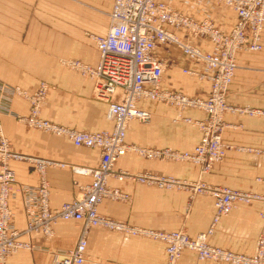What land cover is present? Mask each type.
I'll return each mask as SVG.
<instances>
[{
	"label": "crops",
	"instance_id": "obj_1",
	"mask_svg": "<svg viewBox=\"0 0 264 264\" xmlns=\"http://www.w3.org/2000/svg\"><path fill=\"white\" fill-rule=\"evenodd\" d=\"M114 0H0V92L7 104L1 121L12 151L52 161L46 170L50 186V205L58 208L72 201L91 183V176L73 172L71 166H97L101 152L97 148L77 147L70 139L45 133L20 122L16 114L27 115L29 102L13 94L16 86L30 92L42 81L50 85L42 115L58 124L88 131L111 130L107 118L108 101L96 97L94 81L65 64L80 60L96 65L99 50L92 34L103 35L111 25ZM173 6L198 21L210 19L221 31L230 32L237 23L236 12L212 0H173ZM183 41L208 52V38L194 37L186 30H173ZM260 51H239L238 67L227 94L228 103L237 108L264 110V27ZM156 54L167 66L161 87L183 91L191 96H208L211 83L197 74L203 64L190 59L174 44H159ZM190 70L197 74L187 73ZM119 91L114 99L121 98ZM11 97V98H10ZM138 105L149 111L148 121L128 124L127 142L151 148L191 151L200 142L202 131L193 123L205 120L203 110L188 108L182 112L174 105L142 99ZM187 118L191 119L188 121ZM223 140L228 149L222 161L207 171L194 162L148 159L129 152L116 168L129 172L173 176L189 182L207 184L264 195V115L227 112ZM61 164H65L62 166ZM19 185L36 187L40 176L35 164L13 160ZM109 184L129 194L126 201L105 199L100 213L132 226L164 232L184 231L194 238L213 225L214 199L209 194L191 195L184 189H160L130 179L110 178ZM15 188V191H16ZM13 223L20 239L31 242V249H20L10 256L9 264H60L64 254L76 246L80 223L58 220L54 234L24 232L27 224L23 198L16 192L11 202ZM259 200L238 203L214 226L210 244L236 253L253 254L264 221ZM165 242L139 235L94 227L88 237L84 264H166ZM177 264H226L200 260L195 251L184 250Z\"/></svg>",
	"mask_w": 264,
	"mask_h": 264
},
{
	"label": "built area",
	"instance_id": "obj_2",
	"mask_svg": "<svg viewBox=\"0 0 264 264\" xmlns=\"http://www.w3.org/2000/svg\"><path fill=\"white\" fill-rule=\"evenodd\" d=\"M201 1V0H196ZM231 7L237 14V23L230 32L221 31L210 19L203 21L177 10L173 0H114L110 13L111 25L103 35L91 37L99 50L96 65L80 60H68L65 64L94 81L96 97L108 101L107 118L114 122L111 130L88 131L71 128L46 119L42 115L50 85L42 81L32 92L16 86L12 93L29 102L27 115L16 114L20 122L30 127L66 137L77 147L97 148L101 152L97 166H71L73 172L91 176V183L82 187L81 193L72 201L58 208L50 205V186L46 177L50 160L27 156L12 151L4 134L1 117L6 97L11 93L0 92V264H9V258L20 249H31V242L20 239L21 232L13 220L15 210L11 204L16 192L23 198L26 215L25 233L42 232L46 237L54 234L58 220H74L80 223V235L76 246L64 254L60 264H84L88 237L92 228L119 231L132 235L158 239L166 244V264H177L184 250L197 253L200 260H214L226 264H264V224L257 238L253 254L236 253L214 246L208 238L222 216L229 214L238 203L259 200L264 195L214 186L203 181L189 182L173 176L152 171L129 172L116 168L118 160L132 152L148 159L175 162H194L209 171L223 160L228 145L223 140L227 112L262 114L264 110L237 108L228 103L227 94L235 76L239 51H260L264 27V0H212ZM186 30L194 37L208 38L212 50L205 52L192 43L183 41L173 30ZM159 44H174L190 59L204 66L203 73L185 69L208 79L211 90L208 96H191L183 91H169L161 87L166 62L157 54ZM121 91V98L115 95ZM7 94V96H6ZM11 98V97H10ZM142 99L157 100L176 106L180 112L188 108L203 110L205 120L193 121L202 131V138L193 150L180 151L172 148H151L127 142L128 124L133 120L148 121L149 111L138 105ZM188 121L191 119L187 118ZM13 160H26L35 164L40 176L36 187L18 185ZM65 166V164H61ZM110 178L123 181L130 179L160 189H184L191 195L209 194L214 199L215 214L212 227L192 238L184 231L164 232L132 226L100 213L105 199L129 200V194L109 184ZM16 188V191H15ZM264 221V211L260 213Z\"/></svg>",
	"mask_w": 264,
	"mask_h": 264
}]
</instances>
